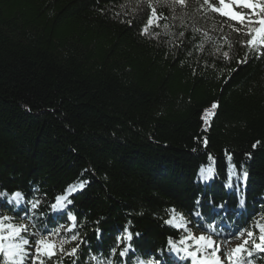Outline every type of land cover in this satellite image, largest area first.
<instances>
[{
	"label": "trees",
	"instance_id": "trees-1",
	"mask_svg": "<svg viewBox=\"0 0 264 264\" xmlns=\"http://www.w3.org/2000/svg\"><path fill=\"white\" fill-rule=\"evenodd\" d=\"M236 27L205 0H0V211L27 228L22 264L37 231L65 241L45 264H191L172 209L216 238L264 223V56Z\"/></svg>",
	"mask_w": 264,
	"mask_h": 264
},
{
	"label": "snow or ice",
	"instance_id": "snow-or-ice-1",
	"mask_svg": "<svg viewBox=\"0 0 264 264\" xmlns=\"http://www.w3.org/2000/svg\"><path fill=\"white\" fill-rule=\"evenodd\" d=\"M173 2H177L181 5H184L186 0H173ZM205 3L216 13H219L221 16L228 18L230 21L236 22L237 25L241 27H236L237 32H243L245 36L248 37L246 40V45L253 54L259 53V55L264 56V0H216V3L213 4L210 0H205ZM152 18L147 20V23L143 29L145 34L148 33L149 27H151L154 23H157L159 17L155 8L151 9ZM158 26V24H157ZM167 27V26H165ZM227 56V53H224ZM245 62L244 60L241 63ZM216 105H213L215 107ZM205 144L207 141H204ZM255 147V145H254ZM230 160L231 157H228ZM202 174L204 170L202 169ZM212 173L209 170L208 175L204 176L205 180L211 177ZM248 173L245 171L243 173L244 179H246ZM83 183L80 185L83 188ZM231 186V185H229ZM6 193H0V197L6 196ZM11 199L19 201L22 199V194L20 192H16L13 194ZM65 199V197H58L57 204H53L51 207L54 210H59L66 205H60L59 201ZM68 203H72L71 200H68ZM241 205H243V200H241ZM37 205L34 203L33 208ZM219 207H223L220 205ZM173 215L170 216L169 220H166L165 223L173 224L175 227H182L187 232L186 236H182L179 244L184 245L183 248L178 247L176 243L173 242L172 238H169V245L171 246V250L177 252H184L186 256L192 257L194 260L198 261V264H241L240 257L247 253L251 255L250 250L248 249L249 240L245 239L235 248L230 251H225L223 253L224 259L221 258V249L218 245V242L212 238V233L216 231L215 225L209 224L206 226L205 230H209V235H204L203 233L199 236H196L190 229L187 228V221L184 220L183 216L179 217L181 223H174L176 221L175 209L171 210ZM70 215V219L75 221L76 217L74 215ZM199 215V214H197ZM10 217H0V229H3L5 226L10 229V233L8 237L0 235V252H4L9 259H13L14 257H19V261L17 264H22L24 259V245L29 244V240L20 236L22 231H27L26 227L16 226L12 224H4V221L10 220ZM255 227L260 233L259 240L260 243H254V247L264 251V223L260 221H256ZM59 229H56L55 232L50 233L49 235H54L58 232ZM244 231L239 232V236H244ZM37 239L36 243V253L35 260L37 264H45V260L41 258V256L48 257L49 259L55 254V250L58 249L60 252H64V243L65 241L61 240L56 242L54 240H50L48 235H42L39 231L34 234ZM247 235L252 237L255 235L252 231H247ZM13 237H20V243H9L5 245L2 241L5 239H11ZM132 234L128 233L127 239L131 240ZM72 240H77L78 237L73 235ZM222 243V242H221ZM78 250V246L71 249L69 255L75 256ZM210 250V251H209ZM115 251V249H113ZM128 249L125 248L120 255H126ZM140 264H145L144 261H141ZM147 264H156L154 260H149Z\"/></svg>",
	"mask_w": 264,
	"mask_h": 264
},
{
	"label": "rangeland",
	"instance_id": "rangeland-1",
	"mask_svg": "<svg viewBox=\"0 0 264 264\" xmlns=\"http://www.w3.org/2000/svg\"><path fill=\"white\" fill-rule=\"evenodd\" d=\"M20 200L17 201V200L12 199V201L16 202L17 205H19ZM5 216L7 217V215H5L3 212L0 211V217H5ZM4 224L5 225H7V224L14 225V223L11 220L4 221ZM176 228H179V227H176ZM252 228H254V229L253 230L252 229H248L247 230V231H252V232L255 233V235H253L252 237H249L247 235V231L244 232V236L243 237H240L239 236V233H236L235 235H232V234H224V235L221 236V238H216V237H213L212 236V238L218 242V245H219V247L221 249V258L224 259L223 253L225 251H230L231 249L235 248L237 245L241 244L243 242V240H245V239L249 240L248 247L249 246H254V243L253 242L258 243L257 241L259 240L260 233L256 229L255 223L252 225ZM1 233H2L3 236H9L10 229L5 226L3 229H1ZM184 233H185V236H186L187 235V232L184 231ZM194 234L196 236L201 235V233L200 234L194 233ZM7 244H9V243H6L5 245H7ZM63 247H64V250H66V247L65 246H63ZM183 247H184V245H181V248H183ZM35 249H36V244L33 245V248H32V251L31 252L36 253ZM57 252H60V251L58 249H56L55 250V254ZM60 253H64V252H60ZM173 255L174 256H177V257H184V259L189 260L191 262V264H198V261L194 260L192 257L186 256L185 253L182 252V251L181 252L173 251ZM242 256L240 257V259L242 258ZM6 257L13 264H17V262L19 261V257H14L13 259H9L8 256H6ZM225 264H227V262H225Z\"/></svg>",
	"mask_w": 264,
	"mask_h": 264
},
{
	"label": "water",
	"instance_id": "water-1",
	"mask_svg": "<svg viewBox=\"0 0 264 264\" xmlns=\"http://www.w3.org/2000/svg\"><path fill=\"white\" fill-rule=\"evenodd\" d=\"M0 235H2L1 233V229H0ZM3 242V241H2ZM4 243V242H3ZM4 255V252H0V258Z\"/></svg>",
	"mask_w": 264,
	"mask_h": 264
}]
</instances>
